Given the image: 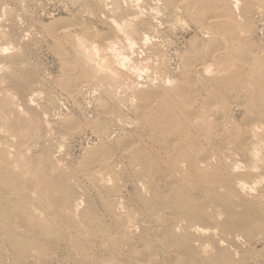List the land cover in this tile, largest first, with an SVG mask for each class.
<instances>
[{"label": "bare ground", "instance_id": "obj_1", "mask_svg": "<svg viewBox=\"0 0 264 264\" xmlns=\"http://www.w3.org/2000/svg\"><path fill=\"white\" fill-rule=\"evenodd\" d=\"M166 1L173 9L186 7L191 22L206 34L204 36L212 38H208L205 51L193 56L195 61L198 59L196 63L188 62L191 55L184 56H189V60L182 61L185 64L177 85H169L165 76L162 80L164 74L160 77L158 73L161 80L152 75L153 80L151 77V80H134L139 103H136L135 113L142 120V132L136 137L134 135L140 130L128 131L125 126L120 127L126 135L119 142L126 172L132 179L135 196L132 201L123 195L125 189L120 188L119 177L116 179V173L113 174V167L120 159L110 164L109 157L114 156L109 153L112 144L111 147L104 145L101 156L97 148H92L80 165L82 169L86 167L84 175L103 204V211L98 212L89 193L80 189L85 185H82L80 169L54 156L52 146L46 143L47 118L44 120L31 101L21 107L5 85V79L9 80L24 96L30 89L35 71L16 67L15 54L9 57L11 69H1L5 73L0 75V264H53L59 252L46 257L44 251L46 247L49 250L54 246L53 250L59 244L70 254L78 251L82 256L79 264H264V188L255 192L249 181L259 177L258 165L253 160H264V46L250 47L246 40L247 47L243 45L238 52L235 47L234 52V48L232 51L221 42L217 45L215 39L227 37L229 33V42L234 47L233 43L241 39V33L234 34V29L241 31L240 18H251V0H242L241 4L237 0ZM257 7L256 12L264 20V2ZM113 26L118 37L123 36L121 24L114 22ZM134 26H128L133 35ZM70 28H62L56 33L52 29L48 31H51L49 34L55 41L56 50L65 55L62 58L66 62L64 82L67 91L77 96L83 79L92 76L91 66L96 68L97 47L103 52L101 56L109 57L106 51L114 46L115 38L111 36L110 40L107 38L108 41L90 48L76 42L81 60L75 64L72 57L66 56L63 46L64 37L74 40L73 28ZM149 49L151 51V48L146 49V59L158 52L154 49L149 53ZM16 54L19 56L20 52ZM110 63H115L113 58ZM105 110L102 109L110 112ZM238 111L241 112L239 119L235 116ZM75 122L72 120L71 123ZM98 126V129L94 128L101 142L106 143L114 137V128ZM238 151L245 157L243 163L235 159ZM140 209L145 219L137 221L135 215ZM93 215L99 218L98 230L90 220ZM107 217H110L109 221ZM63 222L72 227L80 222L82 228L64 235L60 229ZM55 232H61V241L56 236V239L49 237ZM93 243H97L98 248H94ZM258 244H262L260 248L256 247Z\"/></svg>", "mask_w": 264, "mask_h": 264}, {"label": "rangeland", "instance_id": "obj_2", "mask_svg": "<svg viewBox=\"0 0 264 264\" xmlns=\"http://www.w3.org/2000/svg\"><path fill=\"white\" fill-rule=\"evenodd\" d=\"M0 1H1L0 2L1 4L0 5V26H1L0 27V41L3 42V43L0 42L1 44L0 45V53H1L0 66L2 65L0 67V75L3 76V74L5 73L3 70L11 69V65L9 64L10 63L9 57L14 56V54H15L14 57H16V60H17L16 67L18 65L19 67L22 66L21 68L27 71H33V72L35 71V77L34 79L33 78L31 79L32 83H30V89L29 90L27 89L28 92H26L24 96H22L21 92H19L16 88L12 87L9 80L5 79V85L8 88H10V91L14 93V96H16L15 100L17 101V103H19V105H22L21 107L24 108V104L26 106V103L31 101L30 103H32V106L35 109H38L37 111L42 115L44 120L47 118L45 121L47 122V126L49 130H47L48 137H47L46 143L50 147L52 146V149L54 150L53 151L54 156L57 155L56 156L57 158L61 157L65 159L66 162H69L68 164L69 165L71 164L72 167H76V169L77 168L80 169L81 172L79 174L81 178L82 177L84 178V179L82 178L83 180L82 185L84 183L86 185V186L83 185V187L82 188L80 187V189L84 191L86 190L85 192L89 193L91 199H93L94 201V204L98 212L101 213L103 211V204L99 198L97 199L96 191H94V189L88 182L86 176L84 175L85 170L83 171V169H85L86 167L82 169L81 168L82 165H80L81 161H83V159L84 160L86 159L85 157L88 155L87 153L91 152L92 148L94 149L97 148L96 150H99L97 151V153H100L99 156H101L102 154L100 150L104 148V145H109L111 147V144H112L113 148L111 147V149H109L110 150L109 153H113L111 155L112 156L114 155V156L109 157L110 164L111 163L114 164L117 160L120 159L119 162H117L118 164L115 165L116 168L113 167L114 168L113 174L116 173L115 175L116 179L117 177H119L117 180L121 182V184L119 182L120 188L125 189L123 191V195H125V197L131 201L134 200L135 196L133 195L134 189H133L132 179L126 172L127 166L125 165V159L121 157L122 148L119 146L120 139L126 135V132L125 133L121 132L120 127L124 128L123 126H125V129L128 131L136 130L138 132L140 130L139 131L140 133H138L137 135H134L136 137H140V134L142 132L141 131L142 130V124H141L142 120L135 113L138 108L136 104L138 103V100L136 99V96H137L135 92L136 90L133 86L134 80H136L135 78H138V81L140 80L145 81L146 79L151 80L150 75H152V77L155 76L154 79L159 80L160 77L164 74L162 77V80L164 79V76H165L166 78L164 80L168 81L169 85L170 84L177 85L178 76L180 72L183 70V67L185 64V62H182L183 59L185 61L186 59L189 60V56L191 55L190 56L191 58L188 62L196 63L198 59L195 61V57L193 58V56H197L196 54H199V51H201V53L202 51H205L207 45H209L208 38H212V37L204 36L206 34L202 33L194 22H191V20L189 19V17L187 16L185 12L186 7L184 8L180 6L179 9L177 8L173 9V6L170 5L169 2H167L166 0H152V1L151 0H124V1L123 0H107V1L106 0H77V2L76 0H12V1L3 0V2L2 0ZM237 2L241 4L242 0H237ZM250 2L252 3L251 6L253 7L252 9L254 10V11L253 10L251 11L252 12L251 18L247 20L240 18L238 20L240 23L239 28H242V29H240L241 31L239 32H238L239 29L238 30L234 29V32H233L234 34L236 32L237 34L241 33V37H240L241 39H239L238 42L235 40L237 44L234 41L235 43H233L234 45L233 47L231 43L229 42V40L231 39H230V35L228 36L229 34L228 33L227 37L226 36L225 37H220V36L215 37V39L217 40L216 41L217 45H220L221 43H223V45L228 46L232 51L234 48V52L236 49L238 52L239 48H242L243 45L245 47H247L248 44L251 45L250 47L264 46V37H263L264 36V20H263V16H261L258 12H256V8H258L257 7L258 4L260 3L262 4L264 0L263 2L262 0H251ZM88 4H92V5H88ZM99 4H102V5H99ZM144 11L146 12L144 13ZM213 11H217V10L213 9ZM131 15L133 16V18ZM16 18H17V21H16ZM58 19H60V21ZM133 19L135 20L131 21ZM54 20L56 22H54ZM73 20L77 22L75 23ZM7 21H8V24H7ZM140 21L143 23H140ZM73 22L76 24V26L74 25ZM114 22L121 24V27H122L121 29L124 30V31L122 30L123 36L121 35L118 37L117 32L113 26ZM133 22L136 23L139 32L137 31V27L136 25L134 26ZM48 23H50L49 24L50 26L49 25L47 26ZM131 23L136 28L135 29L134 27H132L136 30L134 32V35L132 34L133 33L132 29L130 30L131 33L128 31V29H130L129 27L132 26ZM65 27H69V28L71 27L70 29L72 28L74 29V30L72 29L73 33L71 32L73 34L72 36L74 40L71 41L70 38L64 37L63 41L65 43L63 46L66 50L65 52L66 56L68 55L69 58L72 57L75 64L77 63V61L81 60L78 56L77 48L75 47H79V45L81 44L83 45V47H89V48L96 47L98 45H101L104 41H108V39L111 38V36L113 37V39L115 38L116 40V41L115 40L113 41L114 46H112L111 48H108L106 51L107 54L109 53L108 54L109 57L105 55L101 56L103 52L100 50L99 47H97L98 55H97V59L94 60L96 68H93L91 66V69L93 70L92 76L90 78L91 80L83 79L82 86L80 85V88H79L80 94L78 93L79 95L77 94V96H74L67 91V87H66L67 84L64 82V75H65L64 66L66 62H64V59L62 58V57H65V55L62 54L63 51L56 50V45L54 43L55 41L49 34L51 31L56 33ZM49 29H52V30L48 31ZM243 29L244 31H242ZM136 32H138L137 33L138 35L136 34ZM108 34L109 35L111 34V35L109 36ZM144 34L145 35L147 34L146 35L147 38L146 36H144ZM144 38L147 39L145 45H144V42H145ZM246 40H249V41L247 42ZM91 41L94 43H92ZM5 42H6V45H5ZM76 42L78 44L79 43L81 44L75 45ZM114 42L117 44L115 45ZM219 42L221 43L218 44ZM246 42L248 43L247 45H245ZM130 43L131 45H129ZM195 43L197 45H194ZM10 44L12 45L10 46ZM13 44L16 48H14ZM91 44H94V45H91ZM155 44L157 47L154 46ZM200 46H203V48H199ZM10 47H12L13 50L10 49ZM144 47L151 48V51L149 49V53L153 52L152 50L154 49H156V51L158 52L156 54L154 53L151 59H146L147 57L146 49L147 48L144 49ZM211 47H213V45H211ZM17 48L19 49V51ZM247 49L248 50L250 49L249 46ZM19 52H20V55H19ZM16 53H18L19 56H17ZM188 54L189 56L185 58L184 56H187ZM131 56H134V57H131ZM112 58L115 61V63L108 64L110 59ZM192 58L194 59V61ZM106 61L108 63H106ZM199 61L201 60L199 59ZM6 64L8 65V67ZM116 67H118L120 70L118 69L117 71H115L113 68H116ZM146 67L149 68L150 71ZM2 68L3 70H1ZM125 69L129 72V74H127V71ZM155 69H156V73L153 74L155 72ZM118 71L121 72L122 74L121 73L119 74ZM142 71H144L145 73ZM160 71H162V73ZM157 73H158V76L160 75V77L157 76ZM115 76H117L118 78ZM156 77L159 79H157ZM123 79L125 80L123 81ZM33 82L35 84H33ZM87 84L89 87H87ZM34 86L36 87L34 88ZM33 96H35V98ZM124 100H126V102ZM38 103H40V105ZM109 105L111 107H109ZM107 108L110 110V112L108 111ZM102 109L108 112H104L102 111ZM40 111H43V112H40ZM235 116L237 117V119H239L241 117V112L239 111L235 112ZM121 117L123 120H120ZM70 119L71 121H69ZM118 119L120 120V123ZM72 120L76 122L71 123ZM98 121L100 122L102 121L101 123L99 122L100 126L102 124V126H108L110 128L112 127L111 129L114 128L115 130L114 131L115 133L113 135L114 137L112 139H107L106 143L101 142V138L97 137L98 132L96 129H98L99 127ZM91 126L93 128L96 126V129L95 128L93 129ZM56 137L57 139H55ZM114 147H115V150H114ZM235 156H236L235 159L238 160L240 163H243L245 161L244 160L245 157L239 151L235 152ZM261 160H262V164H264L263 159L253 160V163L256 166L258 165V168L256 167L258 169L257 170L258 172L257 171L256 172L258 173L257 176L259 177H256L257 179L251 178V180H249L251 182L250 185L255 187L254 188L255 192H257L259 188L260 189L264 188L263 187L264 186L263 184L264 172H262L264 171V165L260 163ZM260 165L262 168L260 167ZM259 171L261 175L259 174ZM253 179H254V182H256V180L257 182L254 183L252 181ZM92 192L93 193L95 192V193L93 194ZM124 211L125 210H123V212ZM140 213H143L142 209H140L138 213L139 215L138 214L135 215V217L138 218L137 221L144 218V217L142 218V216L144 215ZM96 217L97 215H93L90 220H92V225L95 224L96 229L98 230L97 227H98L99 218H96ZM109 219L110 217H107L108 221ZM73 227H74V230H73ZM73 227L72 225L68 226L66 225V222H63L60 229L61 230L63 229L62 233H64L65 235L67 234V232L71 230H72L71 232L73 231L76 232L78 229L82 228V223L77 222L73 224ZM60 233L61 232H55L51 234L49 237L53 239L57 238L59 241H61V239L59 238ZM97 235H98V232H97ZM256 235H259V233H256ZM93 244H94V248L96 247L98 248L97 243H93ZM261 245L262 244H258L256 245V247L260 248ZM58 246L54 248L53 250L51 248H53L54 246L50 247L49 250H48V247H46L47 249L45 248V251H44L46 257H48V255L52 256L53 253L55 252L57 253L59 252L58 256H55L53 261L51 260L53 264H60V263L61 264H65V263L66 264H76V263L79 264V262L82 261L81 260L82 256H80L78 251H74L70 254L65 250V248L61 244H59ZM64 255L68 256L69 258L65 257ZM85 260L87 261L88 258H86ZM8 263L9 262H7V264Z\"/></svg>", "mask_w": 264, "mask_h": 264}]
</instances>
